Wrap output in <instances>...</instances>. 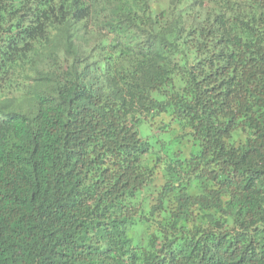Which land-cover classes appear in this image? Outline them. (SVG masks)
Listing matches in <instances>:
<instances>
[{
    "label": "trees",
    "instance_id": "1",
    "mask_svg": "<svg viewBox=\"0 0 264 264\" xmlns=\"http://www.w3.org/2000/svg\"><path fill=\"white\" fill-rule=\"evenodd\" d=\"M0 264H264V0H0Z\"/></svg>",
    "mask_w": 264,
    "mask_h": 264
}]
</instances>
